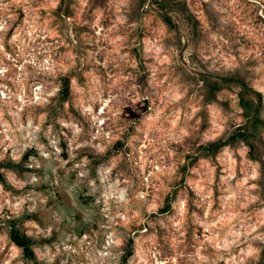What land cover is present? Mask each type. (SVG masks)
<instances>
[{"label": "rangeland", "instance_id": "rangeland-1", "mask_svg": "<svg viewBox=\"0 0 264 264\" xmlns=\"http://www.w3.org/2000/svg\"><path fill=\"white\" fill-rule=\"evenodd\" d=\"M263 259L264 0H0V264Z\"/></svg>", "mask_w": 264, "mask_h": 264}, {"label": "trees", "instance_id": "trees-1", "mask_svg": "<svg viewBox=\"0 0 264 264\" xmlns=\"http://www.w3.org/2000/svg\"><path fill=\"white\" fill-rule=\"evenodd\" d=\"M164 212V211H162ZM10 240L22 250V252L28 256V257H33V252L30 249V241L27 239L26 236H17L15 234L10 235ZM262 264H264V259Z\"/></svg>", "mask_w": 264, "mask_h": 264}]
</instances>
